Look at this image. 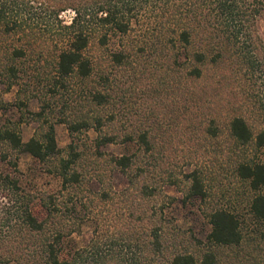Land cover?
<instances>
[{
    "label": "rangeland",
    "instance_id": "obj_1",
    "mask_svg": "<svg viewBox=\"0 0 264 264\" xmlns=\"http://www.w3.org/2000/svg\"><path fill=\"white\" fill-rule=\"evenodd\" d=\"M38 6L34 26L44 39H38L36 48L29 49L24 58L11 59L9 50L26 38L17 34L0 43V132L11 129L27 142L41 137L53 124L58 152L40 160L0 139V171L19 185L16 193L0 188V215L5 211L2 204L9 205L11 198L12 211L29 209L44 224V230L37 233L12 220L16 232L12 246L19 252L7 253L11 264H43L46 258L41 248L48 241L54 243L62 260L69 261L77 250L97 241L103 249H113L107 263L115 264L128 252L123 245L131 241L142 248L153 236L161 251L154 255L142 249L153 264H170L174 255L185 253L199 260L207 250L216 255L215 264H264V222L252 217L249 203L254 192L235 172L236 163L245 157L264 163V147L256 148L253 143L235 147L228 135L234 115H242L254 135L264 130V17L254 21L251 37L244 40L251 46L247 53L254 58L252 66L236 65L229 54L213 65L209 60L215 49L205 48L199 36L191 45L177 40L174 47L166 37L160 39V29L166 32V11L172 9L168 1H143L129 13L133 27L126 35L112 34L103 49L95 42L90 45L86 53L96 60L92 79L73 78L68 91L53 94L47 87L55 74L54 52L41 61L37 57L53 37L47 32L53 20L44 3ZM73 16L74 11L67 9L58 18L69 24ZM167 35L175 37L174 33ZM147 39L154 45L142 49ZM120 43L128 47L130 64L113 72L115 92L122 98L106 111L117 113L114 129L121 134L148 129L153 141L148 152L135 140L125 142L123 138L97 146L95 128L71 132L66 123L59 122L62 114L74 118L80 110L97 116V106L89 102L97 91V56L106 59L107 52ZM196 51L206 53L203 64L193 60ZM193 66L203 69L201 80L188 81L189 89L199 96L187 102L188 110L181 113L175 88ZM41 110L42 117L35 118L33 114ZM209 124L217 130L216 136L205 132ZM131 155L128 167L115 163ZM75 157L68 176L75 173L77 179L63 182L61 160ZM193 171L200 174L205 199L189 194ZM258 193L264 195V188ZM216 208L232 210L244 221L240 244L208 241L209 213Z\"/></svg>",
    "mask_w": 264,
    "mask_h": 264
},
{
    "label": "trees",
    "instance_id": "obj_2",
    "mask_svg": "<svg viewBox=\"0 0 264 264\" xmlns=\"http://www.w3.org/2000/svg\"><path fill=\"white\" fill-rule=\"evenodd\" d=\"M143 1L148 3L158 0H0V43L6 37L21 34L26 38V42L12 47L9 53L11 59L24 58L29 53V49L35 47L38 39H44L40 29L34 26V20L40 9L38 5L44 3L47 6L45 12L53 20L51 25L47 26V32L53 37L47 40L48 43L42 45L41 51L37 52V57L41 61V58L48 53L54 52L51 64L55 74L50 77L47 89L53 94L59 91L66 92L69 90V81L73 78L84 82L92 79L96 60L86 53L90 45L95 42L97 48L103 49L108 46L112 34L126 35L133 27L129 13ZM166 1L172 9L169 8L166 11L168 12L166 32L160 29L162 33L160 39L166 37L167 43L174 47L177 40L182 44L191 45L194 37L199 36L205 43V48L215 49V54L212 55L209 63L216 65L225 54H229L233 56V62L236 65L252 66L254 64L253 56H248L251 46L246 45L244 40L251 37V27L254 21L258 17H264V0H173L172 3L171 0ZM67 9H72L74 16L69 24H62L58 16L60 12ZM28 17L32 26L27 20ZM169 33H174L175 37L167 35ZM147 41L141 47L142 49L144 46L154 45L153 41L149 39ZM206 56L205 52L196 51L192 58L198 64H203ZM99 57L97 56V91L93 92L89 101L90 105L97 106V116L90 115L88 112L82 114L80 110L74 113V118L65 117V114H62L59 122L66 123L71 132L87 130L90 127L95 128L97 146L123 138L125 142L135 140L139 148L145 152L151 151L153 141L148 129L137 133L132 130L125 131L121 134L114 129L117 113L106 111L109 105H114L122 98L115 92L116 79L113 72L130 64L128 47L118 44V47L107 52L106 59ZM10 69L15 71L13 66ZM202 78L203 69L193 66L179 80L175 91L181 113L188 110L187 102L190 103L199 96L196 91L189 89L188 81ZM80 104V106L83 105V103ZM43 113L44 111L41 110L33 116L40 118ZM205 132L211 136L217 135V130L211 124L206 126ZM228 132L231 143L235 147L241 148L250 143H253L256 148L264 147V130L254 135L242 115H234L230 118ZM0 139L8 141L19 151L28 152L40 160L56 155L58 152L53 124L48 125V129L42 132L41 137H32L27 142H22L20 136L8 128L0 132ZM133 156H121L115 159V163L126 168L131 164ZM75 159L76 157L61 160L60 174L63 182L77 179L75 173L68 176L70 164ZM235 172L237 177L246 181L249 189L254 192L249 203L252 217L255 221L264 222V195L258 193L264 188V163L245 157L236 163ZM189 176L191 177L190 196L205 199L207 194L200 174L193 171ZM0 188L16 193L19 191L18 181L10 177L8 173L0 171ZM13 202L14 200L8 198L9 205L2 204L5 211L2 212L3 215H0V264H11L13 260L7 256V253L19 252V249L16 250L12 246L13 238L16 236L13 221L18 220L19 224L25 225L30 231L41 233L44 230L43 222L29 209L12 211L14 205L11 203ZM243 222L232 210L226 208L212 210L209 213L211 230L207 236L208 241L211 244L225 246L240 244L243 240ZM56 236L58 239L61 238L60 233H56ZM133 246L135 249L131 251ZM160 246L157 237L154 236L142 248L138 243L132 245L130 241L123 245L128 252L121 261L116 262L113 257L110 258L116 262L115 264H153V260L143 255V251L155 255L161 251ZM41 251L45 253L46 258L43 264H108L107 256L113 254L112 248L103 249L97 241L82 250H77L71 261L60 258L53 242H46ZM36 252H38L37 249ZM215 263L216 255L210 250L205 251L199 260L194 255L185 253L174 255L170 261V264Z\"/></svg>",
    "mask_w": 264,
    "mask_h": 264
}]
</instances>
